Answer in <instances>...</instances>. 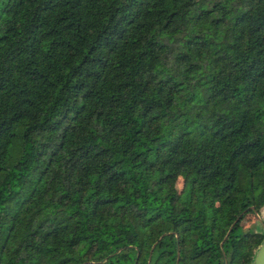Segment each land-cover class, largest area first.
I'll return each instance as SVG.
<instances>
[{
    "label": "trees",
    "instance_id": "obj_1",
    "mask_svg": "<svg viewBox=\"0 0 264 264\" xmlns=\"http://www.w3.org/2000/svg\"><path fill=\"white\" fill-rule=\"evenodd\" d=\"M258 215L264 0H0V264H253Z\"/></svg>",
    "mask_w": 264,
    "mask_h": 264
},
{
    "label": "rangeland",
    "instance_id": "obj_2",
    "mask_svg": "<svg viewBox=\"0 0 264 264\" xmlns=\"http://www.w3.org/2000/svg\"><path fill=\"white\" fill-rule=\"evenodd\" d=\"M184 186V182L183 179H180L177 183V188L178 190H182ZM257 223H254L251 225V227H248L247 230H253L255 231V233L259 234V235H264V216H257ZM219 258L221 259L220 264H222V258L218 256H216V259L219 260Z\"/></svg>",
    "mask_w": 264,
    "mask_h": 264
},
{
    "label": "water",
    "instance_id": "obj_3",
    "mask_svg": "<svg viewBox=\"0 0 264 264\" xmlns=\"http://www.w3.org/2000/svg\"><path fill=\"white\" fill-rule=\"evenodd\" d=\"M232 229H233V227H231L230 231L227 234V237L229 236ZM261 245H264V241L262 242ZM253 264H264V248H261V247L258 248L256 255L254 257V260H253Z\"/></svg>",
    "mask_w": 264,
    "mask_h": 264
},
{
    "label": "clouds",
    "instance_id": "obj_4",
    "mask_svg": "<svg viewBox=\"0 0 264 264\" xmlns=\"http://www.w3.org/2000/svg\"><path fill=\"white\" fill-rule=\"evenodd\" d=\"M254 223H255V221H254ZM249 227H251V225H249ZM260 247H261V248H264V245H261Z\"/></svg>",
    "mask_w": 264,
    "mask_h": 264
}]
</instances>
